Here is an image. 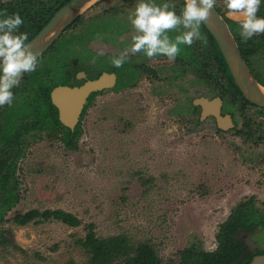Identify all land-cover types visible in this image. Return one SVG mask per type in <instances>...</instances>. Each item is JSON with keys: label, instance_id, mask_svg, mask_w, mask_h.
I'll return each mask as SVG.
<instances>
[{"label": "rangeland", "instance_id": "374dc122", "mask_svg": "<svg viewBox=\"0 0 264 264\" xmlns=\"http://www.w3.org/2000/svg\"><path fill=\"white\" fill-rule=\"evenodd\" d=\"M62 1L50 4L57 7ZM154 2L174 4L179 14L184 0ZM19 3L0 0V12L12 13L13 5L21 8ZM136 3L99 1L67 27L52 51L58 50L63 60L78 51L82 56L90 51L89 72L106 70L111 58L130 43L134 30L128 15ZM214 6L226 22L238 25L228 17L224 0H216ZM29 7L25 11H35ZM263 13L264 3L257 15ZM181 30L170 31V37ZM201 35L203 40L181 46L174 61L166 56L130 54L126 63L146 62L157 68L159 76L140 68L134 73L132 68L123 69L120 84L101 91L88 105L76 127L74 144H67L66 129L48 126L28 133L20 129L22 144L12 173L17 197L9 200L11 206L1 208L5 213L0 215V264H88V254L75 240L86 236L90 224L100 238L124 234L136 245H151L161 264H182L188 248L214 253L222 247L221 239L227 237L224 224L240 203H251V211L264 216V168L248 161L255 153L247 146L252 138L236 133L243 127L244 114L236 111L235 131L221 132L213 118H200V107L193 104L195 98L221 95L229 88ZM238 37L247 47L250 40L257 41L252 37L243 42ZM97 49H103L104 55L97 57ZM253 52L255 70L249 69L261 74L263 82L254 77L264 85V48L254 45ZM202 61L208 66L205 73ZM46 70L39 68L36 76L50 80ZM35 81L26 73L12 89H16L13 104L5 105L11 110V127L40 120L41 115L31 114L44 95ZM225 102L241 109L238 100L226 96ZM255 110L248 107L245 112ZM252 125L264 126V122ZM2 144L0 156L5 151ZM6 197L0 191V206ZM33 209H62L82 224L71 227L55 219L27 225L14 221L17 214ZM255 241L263 242L264 232Z\"/></svg>", "mask_w": 264, "mask_h": 264}, {"label": "trees", "instance_id": "16d2710c", "mask_svg": "<svg viewBox=\"0 0 264 264\" xmlns=\"http://www.w3.org/2000/svg\"><path fill=\"white\" fill-rule=\"evenodd\" d=\"M68 1L69 0L62 1L57 10ZM50 19L51 17L45 19L35 31L31 28L34 27V24L29 22L25 27L24 24H22L19 30L28 34L27 42H29L36 34L39 33V31L49 22ZM200 31L203 36H205V41L207 40L204 45L212 52L214 51L213 56L216 58L219 68L227 75L235 88L234 90L228 88L221 93V96H228L236 101L240 96L242 97V100H244L245 98L235 84L227 62L218 47L217 42L204 23L201 24ZM54 46L55 44L51 49H54ZM202 51L204 54L205 50L203 49ZM53 55L55 56L56 53L53 52ZM207 67V62L202 61V70L204 73L207 71ZM45 72L49 74L48 69ZM31 74L36 80L35 82L39 83V86L42 88L44 93L43 97L40 98L36 105V111L31 113L33 116L41 115L40 120L38 121L33 119V122L28 124H22L20 122L18 127H11V110L9 111V107L7 106L3 109L0 107V130L6 129L5 131L0 132V142H3V149L1 150H5L0 156V191L8 195L2 206H0V215L5 213V211L2 212L3 209L1 208L7 207L8 205L11 206L9 200H16L17 197L13 194L17 189V185L15 183L12 184V178H14L12 173L15 171V164L13 163V160L17 159L22 144V132L20 129L23 128L22 131H25L26 133L42 127L47 128L48 126H52V128L55 129H66L67 137L65 139L68 145L75 143L78 133L77 128L72 131L61 123L58 110L51 101L52 88L48 85V79L42 80V78L36 76V71L31 72ZM209 78L211 79L210 74ZM226 86L228 87V85ZM15 91L16 89L13 93ZM94 95L95 94L91 95L88 99L89 103L92 102ZM10 159H12L11 164L13 166L9 163ZM251 206V203L248 202L240 203L236 211L232 214L231 219L227 220L224 224V230L227 237H223L221 239L222 242L225 243L222 244V247L218 251L214 253H206L204 251H195L188 248L184 250L182 254V264H194V262H200L199 264H249V260H247L248 258L246 259V256H244L241 245L235 239V235L238 233L240 228L251 226L253 223L264 220V216H259L255 212L251 211ZM50 219L61 221L71 227H78L82 224V221L77 216L62 209H47L45 211L33 209L25 213H19L14 217V221L20 225H27L32 221L36 223H43ZM87 228L88 232L86 236L76 239L75 243L77 247L82 248L88 254V264H161V259L156 250L148 243H138L136 245L134 242L132 243L128 236L124 234L108 238H100L96 235L93 224L88 225Z\"/></svg>", "mask_w": 264, "mask_h": 264}, {"label": "clouds", "instance_id": "9594fccd", "mask_svg": "<svg viewBox=\"0 0 264 264\" xmlns=\"http://www.w3.org/2000/svg\"><path fill=\"white\" fill-rule=\"evenodd\" d=\"M216 0H184L179 14L175 5L169 2L157 4L154 0H137L128 15L134 34L128 46L111 58L115 68L122 67L130 54L143 53L146 57L166 56L174 61L181 46H191L196 40H203L200 26L206 22ZM264 0H224L227 15L239 27V35L247 42L255 35L264 34V16L257 13ZM24 23L21 15L0 12V107L13 104V87L19 85L24 73L36 71L38 50L29 47L28 34L21 32ZM182 29L174 37L170 31ZM104 50L97 49L96 56H103ZM95 59V57H94Z\"/></svg>", "mask_w": 264, "mask_h": 264}, {"label": "flooded vegetation", "instance_id": "af4514ba", "mask_svg": "<svg viewBox=\"0 0 264 264\" xmlns=\"http://www.w3.org/2000/svg\"><path fill=\"white\" fill-rule=\"evenodd\" d=\"M16 1L20 2L19 5H22V6H21V8H17V6L13 5L14 11L12 13L18 12L21 15V17L24 21V23H23L24 27L27 25L28 22L34 24V27H31L34 31L37 29V27L39 25H41L43 23V21L45 19H47L48 17L52 18V16L57 11V8L59 7V5L57 7H53V5L50 4L52 0H16ZM29 6H31L32 8H35V11H34V9H32L31 13H29V11H25V7H26V9H28ZM38 7H41L39 11H38V9H39ZM12 13H9V14H12ZM227 23L230 27L231 32L233 33L234 37L236 38V41H238V43H239V37H238L239 34H238V30H237L238 25L235 23H232L231 20H229V19L227 20ZM169 36H170V34H169ZM61 37H62V35H61ZM253 37H256L257 41L252 42L253 40L249 39L250 40L249 44H248L249 47H247L246 45L243 46L241 44V42L239 44H240V47L242 50L241 54H242L243 59L246 61L249 68L253 67V69H254L255 67L253 65L254 62L252 61V58H253L252 54L257 52V51L253 52L254 45H255V48H258V49L264 48V34L255 35ZM54 52L56 53V56L53 55L52 49L51 50L49 49L48 53H44L42 56H40L38 58V66L36 69V72H40L39 68L40 69L46 68L50 72L49 74H50L51 79L48 80V85H50V87L52 88L51 89V101H52V92L56 87H59V86H69L72 88L81 87L86 82L96 80V79L100 78L101 76H103L104 74H109V75L114 74L115 75V82H114L113 87L118 86L120 84L121 79H122L121 76L123 73V69H125L126 67L132 68L133 73L138 68H140L143 70V72H145L146 74H148L150 76H153L156 78L159 76L157 68L152 66L151 64L146 63V62H143L142 64H139V65L135 64V62H133V64L131 63L130 65L128 63H125L120 68H115L113 65H110L106 70L91 74L89 72V68H90L89 66L90 65L88 63V61L90 60V57L92 56V53L90 51L89 52L85 51L86 53H88L85 56L84 55L82 56L81 52L78 51V52H76V55H72V56L70 55L69 57H67L64 60L62 58H60L59 55H57L58 50L54 51ZM135 54H136V55H134L135 57L139 56L138 53H135ZM181 54H183V53H181ZM44 56H47V57L44 58ZM142 57H146V56L144 55ZM102 58H105V57H102ZM54 60H55V62H54ZM50 61H52L54 63L53 64L49 63ZM77 62H79L80 64H78ZM41 65H42V67H40ZM149 69L154 70L156 72V75L151 73V71ZM253 69H251L252 73H254L253 75L257 79L260 80L261 74H259L258 72L255 73V71H254L255 69L254 70ZM222 74L225 77L224 79L227 82L228 87L231 90H234L235 88L233 87V85H232L231 81L229 80V78L227 77V75L224 72ZM23 78H25V75ZM39 78H41V76ZM261 82H263V81H261ZM109 88L110 87H106L100 91L93 92L91 94V95L95 94L93 99L101 91L109 89ZM90 96L88 97V99L90 98ZM199 98H207L210 101L216 100L217 98L220 99V101H221V106H220L221 116L224 118L225 117L231 118L233 126L228 128V129H222L219 127L218 120L214 115H208V116L204 117V118H213L216 122V126H217L216 128L218 131H221V132L235 131L236 130L235 125L238 124L236 111L237 112L240 111L241 112L240 114H242V115L244 114L242 117V119H243L242 120V126L243 127L240 130L237 129L236 133L241 135V136L243 135L249 139L252 138V140H249L247 146H248V150L250 152L252 151L253 153L254 152L255 153L252 154L251 157L250 156L248 157V161L250 163H252L254 166L258 165V166L262 167V169H263L264 168V126L255 127L252 124L253 123L256 124L257 122L260 124V123L264 122V108L259 107L255 104L251 103L245 97H244L245 99L242 100V97H240V96L237 99L238 101H240V104H239L241 106V109L239 108L240 110L237 109V107L234 105H233L234 107L233 106L231 107L230 105H226L225 97L221 96V95H217L214 97L200 96L198 98L193 99V104H195V100L199 99ZM88 99H87V101H88ZM88 105H90L89 101L87 102V104L84 107V110L82 112V116L85 113ZM199 107L201 110L200 118H202L203 109L201 106H199ZM248 107L256 108V110L254 112H252V114H250L249 111L247 113L245 111L248 109ZM57 110H58V108H57ZM58 115H59V110H58ZM82 116H81V118H82ZM256 116L258 118H263V119L258 120L257 118H255ZM238 117H239V115H238ZM253 139H255V140H253ZM262 188L264 191V182H263ZM263 232H264V220L253 223L251 226H245L244 228H240L238 233L235 236V239L241 245L244 256H246V259L248 258L247 260H249V264H251V262L253 261V259L256 256L264 255V241L263 242H256L255 241V237L260 235Z\"/></svg>", "mask_w": 264, "mask_h": 264}, {"label": "water", "instance_id": "95a60500", "mask_svg": "<svg viewBox=\"0 0 264 264\" xmlns=\"http://www.w3.org/2000/svg\"><path fill=\"white\" fill-rule=\"evenodd\" d=\"M99 1L101 0H69L55 12L49 22L28 42L29 47L33 51L38 50L39 58L57 41L61 34L79 15ZM204 25L216 40L227 62L234 82L243 96L251 103L264 108V85L260 84L251 73L242 57L229 25L215 6L206 22H204ZM149 70L156 75L154 70ZM25 74L22 75L20 81ZM114 82V74H104L96 80L86 82L81 87H56L52 92V102L59 110L61 123L74 131L80 121L84 107L88 102V97L93 92L113 86ZM195 104L202 107V118L208 115H214L218 120L220 128L228 129L233 126L230 117L224 118L220 114V99L217 98L216 100L210 101L207 98H199L195 100ZM251 264H264V255L256 256Z\"/></svg>", "mask_w": 264, "mask_h": 264}, {"label": "bare ground", "instance_id": "6f19581e", "mask_svg": "<svg viewBox=\"0 0 264 264\" xmlns=\"http://www.w3.org/2000/svg\"><path fill=\"white\" fill-rule=\"evenodd\" d=\"M93 1V0H92Z\"/></svg>", "mask_w": 264, "mask_h": 264}]
</instances>
